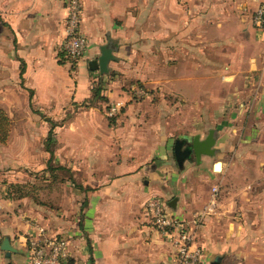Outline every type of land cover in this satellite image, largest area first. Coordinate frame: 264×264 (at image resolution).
Masks as SVG:
<instances>
[{
	"label": "crops",
	"instance_id": "obj_1",
	"mask_svg": "<svg viewBox=\"0 0 264 264\" xmlns=\"http://www.w3.org/2000/svg\"><path fill=\"white\" fill-rule=\"evenodd\" d=\"M82 1L87 46L72 71L59 53L65 0H0V107L7 112L4 97L19 85L35 111L60 114L93 99L94 80L113 100L129 96L124 86L163 82L162 72L178 65V97L221 99L214 109L205 108L207 117L197 124L200 137L214 128L215 153L202 154L200 161L192 155L172 170L169 143L190 140L196 132L175 138L165 125L152 124L149 159L125 153L99 170L88 161V175L80 180L69 167L64 183L74 186L65 202L72 213L61 218L54 208L8 186L31 179L9 181L15 177L0 174V243L8 236L15 248H0V264H31L26 236L34 224L68 240L72 264H173L174 246L153 226L144 201L154 194L167 201L176 197L173 212L192 219L208 200V179L229 186L219 208L205 213L195 229L199 264H210L216 254L221 264H264V30L251 18L264 0ZM105 43L114 58L100 73L90 61ZM204 166L206 175L200 171ZM54 173L46 171L48 177ZM234 178L238 181L231 184ZM236 207L237 221H230L228 210Z\"/></svg>",
	"mask_w": 264,
	"mask_h": 264
},
{
	"label": "rangeland",
	"instance_id": "obj_2",
	"mask_svg": "<svg viewBox=\"0 0 264 264\" xmlns=\"http://www.w3.org/2000/svg\"><path fill=\"white\" fill-rule=\"evenodd\" d=\"M64 62L74 71L76 65ZM161 67L162 70L166 69L165 66ZM176 67L178 65L168 66V74L165 75L164 72L161 74L164 75L163 82L160 80L155 86L143 83L139 84L142 85V89L137 87L138 84L134 88L129 85L128 89L124 86L122 88L129 92V96L110 100L101 94L103 97L90 99L74 107L72 105L60 114L38 113L28 104V91L19 85L16 88L11 87L4 97L6 103L4 108L10 117V127L7 141L0 144V174L7 175L8 178L15 177L9 181L31 179L32 183L19 182L23 186L17 187V193H27L35 201L54 208L59 218L66 217L72 213V207L65 202L67 194L70 193L68 187L74 186L64 183L69 174V167L73 166V173L76 179H79V175L80 178L88 175L86 169L88 161L95 164L94 168L99 170L116 164L114 161L117 157L125 153L129 155L134 152L136 157L144 155L145 159H149L151 151L148 150L155 133L152 124L165 125L167 133L175 138L202 131L197 124L202 123L204 121L202 119L207 117L203 111L206 107L209 110L214 109L221 99L178 97V89L174 87L175 84L178 87V82L174 81V77L178 76L175 73ZM95 82L94 80L93 85ZM19 93H22V96ZM101 93H104V90ZM118 100L122 101V104L117 110L110 112L111 105ZM213 116L217 119L215 116L219 114ZM47 118L57 123L53 130L51 159V164L56 169L49 177L46 175V161L50 154L45 149V139L50 127ZM155 140H159L158 136ZM172 147L171 142L168 145V156L170 168L174 170L177 162ZM59 165L63 168H58ZM200 171L205 175L208 173L206 166L200 168ZM214 171L218 172V169ZM209 180L205 184L211 189L212 183ZM237 181L238 179L234 178L230 183L235 184ZM228 186L225 184L224 189L222 185L219 187L216 206L208 214L218 207V201L226 194ZM235 203L237 204V201ZM228 211L230 221H237L239 216L237 207Z\"/></svg>",
	"mask_w": 264,
	"mask_h": 264
},
{
	"label": "built area",
	"instance_id": "obj_3",
	"mask_svg": "<svg viewBox=\"0 0 264 264\" xmlns=\"http://www.w3.org/2000/svg\"><path fill=\"white\" fill-rule=\"evenodd\" d=\"M259 1V0H256ZM64 36L59 45V53L64 61L76 65L84 54L87 38L81 30L82 0H65ZM252 22L259 30H264V1H259L253 10ZM122 101H115L110 112L117 110ZM219 185H212L211 192L202 211L192 219L178 216L160 195H151L144 201V212L162 235L170 239L174 246L173 264H199L202 250L195 238V229L205 213L214 209L218 200ZM27 248L31 264H68V240L52 234L41 224H34L27 232Z\"/></svg>",
	"mask_w": 264,
	"mask_h": 264
},
{
	"label": "water",
	"instance_id": "obj_4",
	"mask_svg": "<svg viewBox=\"0 0 264 264\" xmlns=\"http://www.w3.org/2000/svg\"><path fill=\"white\" fill-rule=\"evenodd\" d=\"M114 55L112 53V48L108 43L102 44L100 46V54L97 58L90 61V67L96 68L100 73H105L108 71V61L113 59ZM214 128H209L206 135L200 137L199 133H195L190 140L177 138L173 145L174 156L179 166H182L184 159L190 158L191 155L194 156L196 161H200L202 154L212 155L215 153V135ZM183 142H188L185 148H182ZM214 169H221V161L216 160L213 163ZM176 197H173L168 201V204L174 208L176 205ZM0 248L3 250H15V248L10 244L8 236H4ZM221 255L216 254L214 258L210 261V264H221Z\"/></svg>",
	"mask_w": 264,
	"mask_h": 264
},
{
	"label": "trees",
	"instance_id": "obj_5",
	"mask_svg": "<svg viewBox=\"0 0 264 264\" xmlns=\"http://www.w3.org/2000/svg\"><path fill=\"white\" fill-rule=\"evenodd\" d=\"M64 61V60H62ZM100 79V78H99ZM101 83L100 80L95 82V85L92 86V94H93V99L95 98H100L103 97L101 95ZM47 120L50 123V127L47 132V137L45 139V149L46 151L49 152V157L47 159L46 163V170L53 171L54 166L51 164V159L53 157V149H52V141H53V133H54V127L57 125V123L52 120L47 118ZM9 127H10V117L8 114L0 107V143H5L8 138L9 134ZM58 168H63L62 165L57 166ZM8 186L12 189L11 191H17V187H22L21 184L18 183H9ZM19 194H25L23 192H20ZM68 264H72L71 259L68 258Z\"/></svg>",
	"mask_w": 264,
	"mask_h": 264
},
{
	"label": "flooded vegetation",
	"instance_id": "obj_6",
	"mask_svg": "<svg viewBox=\"0 0 264 264\" xmlns=\"http://www.w3.org/2000/svg\"><path fill=\"white\" fill-rule=\"evenodd\" d=\"M186 145H188V142H183V144H182V148H185ZM191 157H192V155H191Z\"/></svg>",
	"mask_w": 264,
	"mask_h": 264
}]
</instances>
